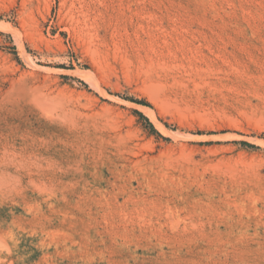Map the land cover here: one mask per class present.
<instances>
[{"label":"rangeland","instance_id":"1","mask_svg":"<svg viewBox=\"0 0 264 264\" xmlns=\"http://www.w3.org/2000/svg\"><path fill=\"white\" fill-rule=\"evenodd\" d=\"M0 264H264V0H0Z\"/></svg>","mask_w":264,"mask_h":264}]
</instances>
